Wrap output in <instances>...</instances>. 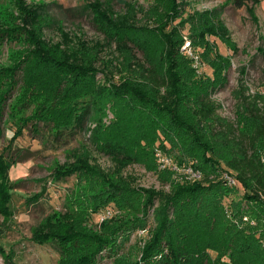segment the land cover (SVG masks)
<instances>
[{
  "label": "trees",
  "instance_id": "trees-1",
  "mask_svg": "<svg viewBox=\"0 0 264 264\" xmlns=\"http://www.w3.org/2000/svg\"><path fill=\"white\" fill-rule=\"evenodd\" d=\"M11 1L16 15L0 20V47L21 42L24 48L11 54L7 66H0V141L5 107L18 86L7 115L14 131L0 152V240L14 217L15 187L9 172L15 161L4 152L27 127L35 132L39 123L51 125L58 135L90 123L89 141L112 160L116 170L105 172L87 158L54 169L53 180L77 176L80 200L69 201L67 213L53 212L44 218L30 240L57 245L56 264H97L103 252L117 258L121 244L146 229L144 219L157 193L133 187L121 176V170L130 165L156 174L169 185V193L160 199L158 226L150 232L140 257L121 264H211L210 252L216 256L212 264L226 256L232 264H264L259 239L233 226L221 207L229 190L226 174L264 216V95L250 92L242 71L235 93L242 113L233 122L220 116L221 105L212 99L220 88L219 67L227 61L206 37L214 36L232 48L223 25L211 23L206 13L188 20L189 37L194 45L204 46L203 55L212 70L211 76H199L181 51L184 40L173 25L176 0H154L144 14L153 23L147 26L136 24L132 2L83 0L102 42L71 36L60 22L53 25L46 4ZM248 1L257 2L232 3L239 9ZM112 2L124 11H114ZM51 25L60 37L57 43L44 38V30ZM107 50L113 52L112 59L102 57ZM107 112L112 116L108 124L104 122ZM218 147L225 149L221 162L212 158L219 155H215ZM154 148L173 157L178 166L201 172L202 178L171 180L169 171H158ZM86 194L87 202L82 200ZM40 197L37 194L28 202ZM108 206L131 220L104 219L99 233L83 226ZM0 257L3 264H16L13 249L6 251L1 244Z\"/></svg>",
  "mask_w": 264,
  "mask_h": 264
},
{
  "label": "rangeland",
  "instance_id": "rangeland-1",
  "mask_svg": "<svg viewBox=\"0 0 264 264\" xmlns=\"http://www.w3.org/2000/svg\"><path fill=\"white\" fill-rule=\"evenodd\" d=\"M24 1L27 4L48 5V19L53 25L60 22L64 30L71 36H81L88 41L102 42V35L93 24L92 15L85 11L83 0ZM127 1L135 5L133 15L138 26L153 25L146 20L144 14L153 5L154 0ZM175 4L177 15L173 25L184 43L189 41L192 49L198 55L202 75L211 76L212 70L209 61L203 55L204 46L194 45L189 37L188 20L196 14H208L211 23L223 25L227 39L233 44L232 48H227L218 38L209 35L206 37L208 44L227 61L224 66L219 67L220 88L212 94V99L221 105L220 116L233 122L242 113L235 95L242 71H244V79L250 92L264 95V0H257L255 3L248 1L239 9L234 7L232 0H176ZM112 7L118 13L124 11L123 7L116 2H112ZM7 14L16 15L12 1L0 0V20H6ZM53 25L44 30V38L50 43H57L60 41V37ZM170 30L171 28L168 29V32ZM20 48H24L21 42L1 46L0 66H7L11 54ZM137 56L140 57V54L137 53ZM102 57L112 59L113 52L107 50ZM17 89L18 86L10 94L5 107L2 121L4 135L0 141V152L8 145L14 131L8 122L7 115L10 106L15 102L18 94ZM29 113L30 111L27 112V114ZM107 113L108 117L104 120L106 124L112 117L109 112ZM248 124L247 122V127ZM90 127L93 128V124L85 123L81 128L55 135L51 125L39 123L35 132L27 127L23 135L9 147L7 152H4L6 157L15 161L9 172V179L15 187L11 202L14 217L11 229L1 238L0 244L6 251L13 249L16 264H56L59 259L60 251L57 245H37L30 240L32 231L44 218L53 212L67 213L69 201L79 199V196H76L77 176L53 180L51 176L56 167L87 158L89 163L97 164L105 172L112 173L116 170L112 160L98 153L89 141L87 129ZM156 149L158 148H154V150ZM216 151L215 155L217 153L219 155L212 156V158L221 162L225 149L218 147ZM172 161L174 168L161 169L158 166V171H169L171 180L182 182L183 175L179 169L176 170L177 167H182L176 164L173 157ZM120 174L133 187L154 189L157 199L144 219L146 229L138 230L130 235L128 240L121 244L117 258H109L106 252H103L97 264H121L125 260L128 262L138 259L140 250L148 240L150 232L158 226L157 211L163 205L160 199L164 194L169 193V185L161 183L156 174L147 172L142 166L130 165L122 169ZM228 189L221 203L226 218L243 234L254 235L264 247V216L261 213V208L256 203L246 201L243 198L244 192L239 186L235 185ZM37 194H41L39 200L29 203L28 200ZM88 198L89 194H86V198L82 200L87 202ZM106 212L111 214V218L114 217L122 223L131 220L129 216L118 214L112 206H108L94 215L89 222H85L83 226L94 233H99L101 230L100 219L106 215ZM244 217H247V221H244ZM1 220L0 218V223ZM144 230L145 232H143ZM210 255L212 261H215V253L210 252ZM115 259L120 262L116 263ZM217 260L218 262L215 264H232L227 256L218 257ZM0 264H3L1 257Z\"/></svg>",
  "mask_w": 264,
  "mask_h": 264
},
{
  "label": "built area",
  "instance_id": "built-area-1",
  "mask_svg": "<svg viewBox=\"0 0 264 264\" xmlns=\"http://www.w3.org/2000/svg\"><path fill=\"white\" fill-rule=\"evenodd\" d=\"M181 51L186 55V57L190 59L192 68L196 70V73L199 76H201L202 73H201L199 57L198 55H196V53L192 49L191 43L189 41H185ZM155 157H156L159 168L161 169L174 168L172 158L168 156L166 153H164L162 150L156 149ZM178 169L183 175L182 177L187 180L194 181V180H200L202 178L201 172L194 170L192 168H189V167L188 168H178L177 167L176 170ZM224 179L226 181L227 186L232 187L236 185L235 180L226 174L224 175ZM109 217H111V214L106 212V215L100 219V222H102L104 219H107ZM244 221H247V217H244ZM143 232H145V230Z\"/></svg>",
  "mask_w": 264,
  "mask_h": 264
}]
</instances>
